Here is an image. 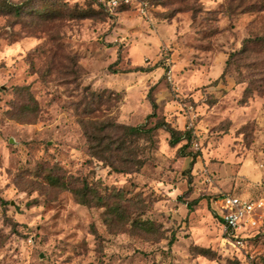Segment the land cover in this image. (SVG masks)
<instances>
[{"label": "rangeland", "instance_id": "obj_1", "mask_svg": "<svg viewBox=\"0 0 264 264\" xmlns=\"http://www.w3.org/2000/svg\"><path fill=\"white\" fill-rule=\"evenodd\" d=\"M87 117L191 139L178 153L154 129L118 173L89 155ZM53 176L120 191L123 214ZM223 193L264 199V0H0V264H244ZM249 235L264 264V215Z\"/></svg>", "mask_w": 264, "mask_h": 264}, {"label": "trees", "instance_id": "obj_2", "mask_svg": "<svg viewBox=\"0 0 264 264\" xmlns=\"http://www.w3.org/2000/svg\"><path fill=\"white\" fill-rule=\"evenodd\" d=\"M90 1L93 6L104 10L103 7L94 0ZM2 5H7V3H3ZM11 10L16 14L19 13V8ZM151 102L155 110L157 105L153 99ZM94 110V107L85 108V112L88 113H92ZM153 115H155V113H151L149 116ZM80 123L88 143L89 155L102 161L103 164L108 166L112 171L124 174L138 172L145 164L146 159L143 157V148L139 145L133 147L132 144H134L136 140H143L145 142L151 141L153 136L152 131L154 129L163 128L167 131L170 145H176L181 141H186L184 145L179 147L178 153L182 152L184 146H186L191 139L189 131L177 129L164 120L157 121L152 128H146L145 124L132 126L112 119L98 121L90 117L80 120ZM192 157L194 159L196 155L192 154ZM50 181L55 187L70 190L75 199L81 204L88 205L91 202H96L97 204L100 203L102 206H106L109 210L108 212L117 217L123 214V211H121L122 207L119 203V198L122 197L120 191L110 189L108 193H99L98 187L94 184L84 182L83 186L77 187L74 185L76 179L72 183L70 180L59 178L58 176L50 177ZM220 196L221 195H218L217 198ZM112 199L115 200L111 203L110 201ZM217 217L221 222L219 214H217ZM253 229L254 228H247L240 234L241 237L245 241L247 239L250 240L253 237L249 235V231Z\"/></svg>", "mask_w": 264, "mask_h": 264}, {"label": "built area", "instance_id": "obj_3", "mask_svg": "<svg viewBox=\"0 0 264 264\" xmlns=\"http://www.w3.org/2000/svg\"><path fill=\"white\" fill-rule=\"evenodd\" d=\"M94 1L101 5L106 12L113 15L121 8L144 12L148 4V0ZM215 203L221 208L219 215L223 232L228 241L238 247L243 258V263L262 264L253 253L246 251L245 240L240 234L247 228L252 229L257 227L259 217L264 215V199L251 200L238 195L223 193L215 199Z\"/></svg>", "mask_w": 264, "mask_h": 264}]
</instances>
